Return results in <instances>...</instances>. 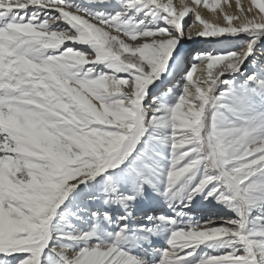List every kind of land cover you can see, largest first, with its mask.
<instances>
[{"label":"snow or ice","instance_id":"6c2138e0","mask_svg":"<svg viewBox=\"0 0 264 264\" xmlns=\"http://www.w3.org/2000/svg\"><path fill=\"white\" fill-rule=\"evenodd\" d=\"M0 264H264V0H0Z\"/></svg>","mask_w":264,"mask_h":264},{"label":"bare ground","instance_id":"6f19581e","mask_svg":"<svg viewBox=\"0 0 264 264\" xmlns=\"http://www.w3.org/2000/svg\"><path fill=\"white\" fill-rule=\"evenodd\" d=\"M208 45L207 44H205V43H203L202 45H199L198 47H207ZM199 73H197V75H198Z\"/></svg>","mask_w":264,"mask_h":264},{"label":"rangeland","instance_id":"374dc122","mask_svg":"<svg viewBox=\"0 0 264 264\" xmlns=\"http://www.w3.org/2000/svg\"><path fill=\"white\" fill-rule=\"evenodd\" d=\"M203 43H201V44H199V45H202ZM199 45H197V47L199 46Z\"/></svg>","mask_w":264,"mask_h":264}]
</instances>
